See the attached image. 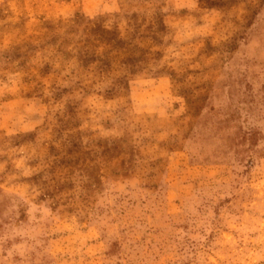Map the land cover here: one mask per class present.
<instances>
[{"label":"rangeland","instance_id":"rangeland-1","mask_svg":"<svg viewBox=\"0 0 264 264\" xmlns=\"http://www.w3.org/2000/svg\"><path fill=\"white\" fill-rule=\"evenodd\" d=\"M0 264H264V0H0Z\"/></svg>","mask_w":264,"mask_h":264}]
</instances>
